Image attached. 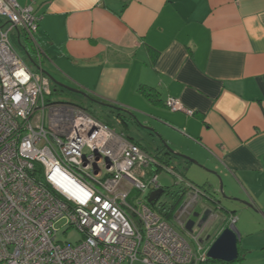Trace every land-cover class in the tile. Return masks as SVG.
<instances>
[{
  "label": "crops",
  "instance_id": "1",
  "mask_svg": "<svg viewBox=\"0 0 264 264\" xmlns=\"http://www.w3.org/2000/svg\"><path fill=\"white\" fill-rule=\"evenodd\" d=\"M16 1L38 19L39 70L28 67L120 108L155 150L197 160L205 191L219 199L222 186L239 221L235 263L264 264V0Z\"/></svg>",
  "mask_w": 264,
  "mask_h": 264
},
{
  "label": "built area",
  "instance_id": "2",
  "mask_svg": "<svg viewBox=\"0 0 264 264\" xmlns=\"http://www.w3.org/2000/svg\"><path fill=\"white\" fill-rule=\"evenodd\" d=\"M37 28L31 5L0 0V264H205L203 233L185 224L211 195L186 182L173 217L181 231L147 199L130 202L133 190L160 187L158 170L178 172L87 108L48 100L50 80L9 37L30 41L40 63ZM164 104L193 114L177 98ZM225 220L234 230L236 216ZM72 228L81 235L74 244L57 239Z\"/></svg>",
  "mask_w": 264,
  "mask_h": 264
},
{
  "label": "rangeland",
  "instance_id": "3",
  "mask_svg": "<svg viewBox=\"0 0 264 264\" xmlns=\"http://www.w3.org/2000/svg\"><path fill=\"white\" fill-rule=\"evenodd\" d=\"M13 34L14 33H12L9 36L13 49L15 50L17 55L20 58H22V60L25 62L27 66H29L30 68L36 69L37 65L32 59L34 57V54H32V58H30L27 55L24 49V44H23V43H26L27 47L31 51L32 49L31 42L28 41L27 39H24V37H22L21 35V41H22V44H21L13 38L14 37ZM35 61L38 62L37 58H35ZM50 89L52 91V94L47 97L50 101L67 102V103H73V104H76V105H79L85 108L88 107L89 110L94 114V116L97 117L99 120L111 124L113 127H115V129L119 131L122 130L123 132H126L128 135L136 139L148 152L154 153L156 144H159V140L156 139L151 132H147L146 130L141 129L136 124L127 123V126L120 124L116 118L115 112L112 111V109H110L107 106L101 105L99 103L88 101L86 98H84V96L78 93H74L66 89L59 88L52 84H50ZM181 154L188 156L187 154H184V153H181ZM171 161H173V165L176 167L177 172L180 175H182L181 177L183 178V180L179 179L180 177L178 176V173L176 172L174 175L173 173H170L166 169L158 170L157 181H158V184L162 188H164L165 191L160 196L156 204L157 207L160 204L164 205L166 208L171 207V205L180 198L182 191L185 189L187 190L186 188L187 181H191L192 183L195 184V186L197 185V187L204 188L205 190L208 189L205 181H202V182L200 181V176L198 174L202 173V171L199 169L197 165L187 163L185 160L179 157L171 158ZM197 178L199 180H196ZM222 192H223V189H222ZM148 193L149 192H147L146 194H140L139 191L133 190L130 194L129 200L133 204H135L138 199L145 201L147 199ZM186 198L187 196L185 194L181 200L180 205L186 200ZM219 200L221 201L222 212L230 210L229 208L230 206H227V204L231 203L230 201H228L226 198H223L221 195L219 197ZM179 206L175 209L174 213L178 211ZM195 209L200 211L201 207L198 206L197 204L195 206ZM220 221H221V218L219 217L215 221V223H219ZM236 222L238 223L239 221L236 220ZM172 224L175 228L181 231V228L178 224V219L176 220L173 219ZM254 229L255 228H252L251 230H254ZM194 233H198L197 229H194ZM216 234L217 232H213L211 229H209L208 232L204 231V233L201 234V241H203V245L205 247H208L211 244L212 240L215 238ZM80 237H81L80 233L76 229H73V228L69 229L65 234H61L59 232L57 235V239L59 241L68 242L72 244H74ZM256 238H259V235L256 234L254 236H251L250 239L248 240L245 239L241 243L244 244V241H245L246 243L250 242V244H255L256 242H252V241H254ZM133 264H145V263L136 261Z\"/></svg>",
  "mask_w": 264,
  "mask_h": 264
},
{
  "label": "water",
  "instance_id": "4",
  "mask_svg": "<svg viewBox=\"0 0 264 264\" xmlns=\"http://www.w3.org/2000/svg\"><path fill=\"white\" fill-rule=\"evenodd\" d=\"M50 81L57 87L62 88V89H66L68 91L74 92V93H78L84 97L87 98V94L77 88H73L65 83H62L60 81H57L56 79H54L52 76H49ZM102 105V104H101ZM108 107H111L113 109H117V107L109 105V104H104ZM143 125V124H141ZM144 126V125H143ZM146 127V126H144ZM149 128V127H147ZM163 144L165 145L167 151L171 154H174L175 156L181 157L183 159H186L189 162H192L196 165H200L197 162V160H194L186 155H183L181 153L175 152L173 149H171L165 142H163ZM214 173V172H213ZM164 189L163 188H157L151 192H149L148 196H147V202L152 205L155 202H157L160 198V196L163 194ZM220 194L223 198H229L226 194H224V192H222V186L220 187ZM211 198L214 200L215 203H218L216 205L217 209H222L221 205H220V200L214 198V196H211ZM233 200H238V198H234ZM246 204V202H245ZM183 207V203L179 206L178 210H180ZM212 212L213 209L211 208L210 205H206L203 210L201 211V213H199L198 211L193 212L192 215L193 217H198V222H197V226L201 227L204 224H206L212 216ZM193 225H194V221L189 218L185 224V229L188 232H192L193 229ZM237 241H238V237L237 234L234 230H232L230 227H224L218 234L217 236L212 240L211 244L208 246L207 249V257L210 259H214V260H218V261H222L225 263H232L235 262L238 259V246H237Z\"/></svg>",
  "mask_w": 264,
  "mask_h": 264
},
{
  "label": "trees",
  "instance_id": "5",
  "mask_svg": "<svg viewBox=\"0 0 264 264\" xmlns=\"http://www.w3.org/2000/svg\"><path fill=\"white\" fill-rule=\"evenodd\" d=\"M20 43L22 44V41H20ZM24 44V49L27 53V55L32 58V54L34 53V50L33 48L31 49V52L29 50V48L27 47L26 43H23ZM140 90L143 92V93H146L147 95L150 94V90L146 89L145 87H140ZM51 94H52V91H51ZM49 100V99H48ZM50 101V100H49ZM79 106V105H78ZM82 107V106H81ZM87 109L89 110V108L87 107ZM90 111V110H89ZM112 111L115 112V115L116 117L118 118V122L124 126H127V123H126V114L125 113H122L121 112V109L120 108H117V109H113L112 108ZM91 112V111H90ZM107 123V122H106ZM108 125H110L111 127H113L111 124L107 123ZM115 128V127H114ZM120 132H122L124 134V136L129 139L130 141L134 142L135 144H137L138 146H140L142 149L146 150L144 147H142L136 139H134L133 137L131 138L130 135H128L126 132H123L122 130H120ZM156 152L153 153L160 162H162L163 164L167 165V166H170L172 167V169H174L176 171V167L171 164L172 161H171V158H174V157H177L175 156L174 154H171L169 153L167 150H165L164 148L161 149V150H155ZM164 189V188H163ZM165 191V190H164ZM186 194V192L183 190L182 191V194L180 196V198L175 201V203H173L171 205V207L169 208H166L164 205L160 204L158 207L156 206L157 202H155L154 204L151 205L152 208H155L159 213H161V215L164 217V219L170 223H172L173 221V217H174V212H175V209L180 205L181 203V200L183 198V196ZM165 210V211H163ZM237 261V260H236ZM231 264V263H225V262H222V261H218V260H214V259H210L208 258L206 260V263L205 264Z\"/></svg>",
  "mask_w": 264,
  "mask_h": 264
},
{
  "label": "flooded vegetation",
  "instance_id": "6",
  "mask_svg": "<svg viewBox=\"0 0 264 264\" xmlns=\"http://www.w3.org/2000/svg\"><path fill=\"white\" fill-rule=\"evenodd\" d=\"M199 188H201V187H199ZM203 191H205V189L204 188H201ZM206 192V191H205ZM207 193V192H206ZM208 194V193H207ZM210 195V194H209ZM186 196L188 197V194L186 193ZM212 196V195H211ZM203 198H207L208 200L207 201H203ZM203 198H200V200H198V202L196 203V205L198 204V206H199V203H201V202H203V205H210L211 206V208L213 209V212H212V216H211V219L206 223V224H204L203 226H201V227H198L197 226V222H198V217H193V215H192V213L193 212H196V211H198L199 213H201V211L203 210V207H205V206H203V207H201V210L199 211V210H196L195 209V207H194V209H193V211L191 212V214L188 216V219L189 218H191L193 221H194V225H193V229L192 230H194V229H197V232L198 233H204V231L205 232H208V230L209 229H211L213 232H217V234H218V232H219V230H220V228H221V226H222V224L223 223H225L226 222V217H227V214L229 213H227V211H223L222 212V209H217L216 208V205L218 204V203H215L214 202V200L212 199V198H208V197H203ZM186 200H187V198H186ZM185 200V201H186ZM195 205V206H196ZM219 205V204H218ZM221 218V221L219 222V223H215V221L218 219V218Z\"/></svg>",
  "mask_w": 264,
  "mask_h": 264
},
{
  "label": "clouds",
  "instance_id": "7",
  "mask_svg": "<svg viewBox=\"0 0 264 264\" xmlns=\"http://www.w3.org/2000/svg\"><path fill=\"white\" fill-rule=\"evenodd\" d=\"M159 188H162V187L160 186ZM225 225H226V224H225ZM226 227H227V226H226ZM216 236H217V235H216ZM216 236H215V237H216Z\"/></svg>",
  "mask_w": 264,
  "mask_h": 264
}]
</instances>
